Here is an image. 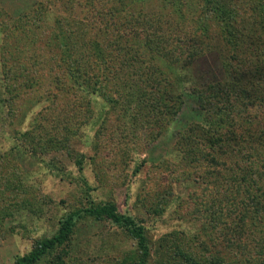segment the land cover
<instances>
[{
    "label": "rangeland",
    "instance_id": "rangeland-1",
    "mask_svg": "<svg viewBox=\"0 0 264 264\" xmlns=\"http://www.w3.org/2000/svg\"><path fill=\"white\" fill-rule=\"evenodd\" d=\"M105 1L0 0V264H16L85 205L83 176L99 201L144 226L148 264H161L169 246L180 264H261L264 248L251 242L250 227L260 215L246 191L264 188L253 181L264 168L261 142L249 137L264 131V0H214L234 12L235 29L210 42H197L204 26L201 11L187 8L192 0H155L154 8L147 0L145 17L119 29ZM134 22L141 32L127 37ZM139 84L152 94L167 87L162 114L157 100L139 99ZM160 114L165 125L156 127ZM53 257L140 264L124 228L90 218L45 263Z\"/></svg>",
    "mask_w": 264,
    "mask_h": 264
},
{
    "label": "trees",
    "instance_id": "trees-1",
    "mask_svg": "<svg viewBox=\"0 0 264 264\" xmlns=\"http://www.w3.org/2000/svg\"><path fill=\"white\" fill-rule=\"evenodd\" d=\"M73 1L74 0H69ZM147 0H137V4L131 3V0H106L105 3L103 4L104 6L106 5L108 7V14L109 17L107 19L111 22V24L115 25L116 29H119V26L122 24H126L127 22L134 21L135 18L137 19H143L145 15L147 14V11L149 7H147L148 2L146 3ZM135 2V1H134ZM157 3L161 4V0H156ZM69 3V2H68ZM155 5V0H150V6L151 8H154ZM116 6V9L115 7ZM119 6V7H118ZM163 5L161 4V7ZM182 7V4H181ZM195 7V11H201V14L198 15V21L202 23L204 26V29H201L199 32L196 33L197 37V42H210L211 38L213 35L216 33H221L220 35L227 36L230 34L231 30H234V22L232 21V17H235V14L233 11L225 8L222 4L217 3L214 0H192L191 2L189 1L187 8H192ZM167 8V6H166ZM70 9H73V6H71ZM69 9V10H70ZM144 10L146 12H144ZM118 12V16L117 15ZM160 13V12H159ZM139 21V20H138ZM76 25H80L82 22V17L78 16L75 18ZM136 22V21H135ZM135 22L132 24V26H128L126 28L127 32V37L129 36H134L132 35L135 34L136 37L139 36L140 30V25L134 26ZM140 22V21H139ZM149 23H153L154 21L152 20V17L147 18V21ZM201 25V26H202ZM112 26V29H115ZM263 27L258 26V32L259 36L261 35V30ZM132 32V33H130ZM247 32V31H245ZM225 39V38H222ZM226 40V39H225ZM248 41H250V36H248ZM225 43H230V45L234 46L236 48V45H239V50L242 52L241 53H246V46L243 44V42H230L226 41ZM143 46V43L141 44ZM121 46L123 47L122 49L124 52L128 51L129 48L131 47L130 40H125L124 42L121 43ZM220 53L224 50V48L220 49L219 46L216 48ZM215 49V50H216ZM239 50H237L239 52ZM231 52V51H230ZM233 54L237 53L236 51L231 52ZM108 66L112 64L110 60H108ZM159 69V68H158ZM161 69V68H160ZM121 70H125L124 67H122ZM214 72L211 70V74ZM155 74V72H154ZM152 72H150V75L147 79L153 78L154 75ZM253 74L250 72V75ZM88 79L86 80L85 83H90V79H92V73L88 75ZM71 78L74 80L73 83L78 82V78L75 72V75L71 76ZM124 79L127 78V76L123 77ZM77 81V82H76ZM173 83H170L172 85ZM147 86H142L139 84L137 88V95L139 99L143 100L145 102L149 101H156L157 104H154L156 108L159 110H163L164 105L167 103V87L159 91L158 94L156 93H147V89L149 88V84H146ZM217 86V85H215ZM218 87V86H217ZM216 88V87H215ZM219 88V87H218ZM119 102V98H115L112 100V103L117 105ZM131 98L129 96H126V98L123 100V103L125 105H129L131 103ZM161 110V114H162ZM160 114V116H161ZM106 123V122H105ZM156 127H163L165 125L164 123V116L157 118V122L153 124ZM212 127H214L211 124ZM121 132V130H120ZM125 132H123V137H124ZM264 131H260L258 135H250V139L254 140L253 144H257L259 141L261 142V147L258 149L262 153H264ZM122 137V135H121ZM189 151V150H188ZM84 156V155H83ZM85 162V157H77L75 160V165H77L80 170H83L86 166ZM234 168H236L237 172L238 169H240V163L235 162L233 165ZM97 170L101 171L104 170V168L101 169V167H98ZM63 172V170H62ZM72 173V170L70 171ZM236 171L233 174L234 180L236 181ZM64 175V172H63ZM248 175V174H247ZM250 176V175H249ZM253 176L256 178L253 181H258L263 179L264 180V168L262 170H257L254 172ZM251 178V177H250ZM83 179L86 181V190H85V205H83L80 208H77L76 210L73 209L70 213L66 214L64 217L61 218L60 220V227L55 235L49 238H43L40 240H37L35 243L33 249L23 255L19 256L16 260V264H46L45 261L50 259L53 255V251L56 250L57 248H60L62 245L67 243L71 239V234L74 231V228L76 226V223L83 219V218H90L96 222L100 220H110L114 222L115 224L119 225L121 228H124L125 231L134 238L137 241V249H138V255H139V263L140 264H148V259L151 256V239L149 235L147 234L146 229L140 222L132 215L130 214H125L122 213L119 210L118 205L110 200H98V198L94 195V191L96 190V187L92 185V183L88 180L86 176H83ZM246 185V183L244 184ZM247 197L252 196V198L255 200V204L253 208L257 210L258 214L260 215V219L258 218V221L253 222L251 225V229L253 230L254 233H251V242H255L254 239H256V242L261 244V248H264V188H261V185L259 184H252L248 190L247 188ZM64 202V201H63ZM70 208V206H69ZM261 221V223H260ZM171 242L173 240L171 239ZM169 246V251L164 254L163 256V264L171 263V264H180L178 261H173V258H179L178 254L179 252H175L174 250H171ZM178 247V246H176ZM264 252V250L262 251ZM56 257V256H55ZM55 257H53L51 260L48 261L47 264H54L55 262ZM161 260V264H162ZM261 264H264V262H260Z\"/></svg>",
    "mask_w": 264,
    "mask_h": 264
}]
</instances>
